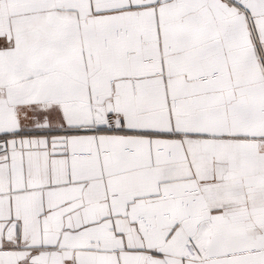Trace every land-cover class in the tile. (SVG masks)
I'll use <instances>...</instances> for the list:
<instances>
[{"label": "snow or ice", "instance_id": "1", "mask_svg": "<svg viewBox=\"0 0 264 264\" xmlns=\"http://www.w3.org/2000/svg\"><path fill=\"white\" fill-rule=\"evenodd\" d=\"M0 264H264V0H0Z\"/></svg>", "mask_w": 264, "mask_h": 264}]
</instances>
